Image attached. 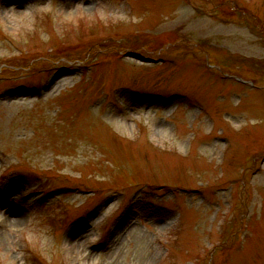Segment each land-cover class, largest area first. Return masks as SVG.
<instances>
[{
    "label": "rangeland",
    "instance_id": "obj_1",
    "mask_svg": "<svg viewBox=\"0 0 264 264\" xmlns=\"http://www.w3.org/2000/svg\"><path fill=\"white\" fill-rule=\"evenodd\" d=\"M0 264H264V0H0Z\"/></svg>",
    "mask_w": 264,
    "mask_h": 264
},
{
    "label": "bare ground",
    "instance_id": "obj_2",
    "mask_svg": "<svg viewBox=\"0 0 264 264\" xmlns=\"http://www.w3.org/2000/svg\"><path fill=\"white\" fill-rule=\"evenodd\" d=\"M7 211H8V210H7ZM9 212L11 213V211H9ZM7 221H8V222H10V220H9V219H8Z\"/></svg>",
    "mask_w": 264,
    "mask_h": 264
}]
</instances>
